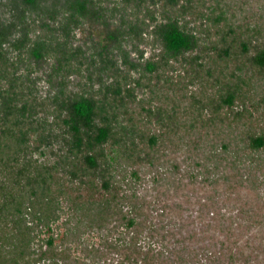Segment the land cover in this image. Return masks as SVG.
<instances>
[{
  "label": "trees",
  "instance_id": "trees-1",
  "mask_svg": "<svg viewBox=\"0 0 264 264\" xmlns=\"http://www.w3.org/2000/svg\"><path fill=\"white\" fill-rule=\"evenodd\" d=\"M0 264H264V0H0Z\"/></svg>",
  "mask_w": 264,
  "mask_h": 264
},
{
  "label": "rangeland",
  "instance_id": "rangeland-1",
  "mask_svg": "<svg viewBox=\"0 0 264 264\" xmlns=\"http://www.w3.org/2000/svg\"><path fill=\"white\" fill-rule=\"evenodd\" d=\"M44 236V233H43ZM85 238L90 242V243H94L95 245H97V243L99 242V237L94 233V234H87L85 235Z\"/></svg>",
  "mask_w": 264,
  "mask_h": 264
}]
</instances>
